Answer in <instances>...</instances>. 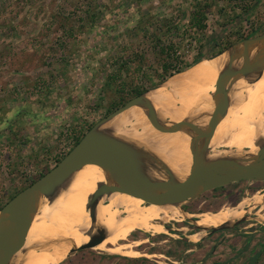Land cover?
Wrapping results in <instances>:
<instances>
[{"label":"rangeland","instance_id":"rangeland-1","mask_svg":"<svg viewBox=\"0 0 264 264\" xmlns=\"http://www.w3.org/2000/svg\"><path fill=\"white\" fill-rule=\"evenodd\" d=\"M206 1V27L197 30L190 26V14L196 2ZM246 1L256 4L243 14L240 0H0V208L56 165L76 136L83 137L120 106L131 85L149 90L159 83L162 60L183 67L198 55L202 61L264 33V0ZM227 40L231 44L225 46ZM133 56L142 64L137 69L136 61H128L120 69L127 84L111 81L109 74ZM131 142L132 134L125 142L129 149ZM140 143L131 147L136 156ZM255 196L261 198L258 204ZM243 199L244 220L233 227L212 233L195 229L194 214L216 213ZM180 203L178 208L193 215L179 221L149 219L145 223L157 222L163 230L132 229L127 240L116 239L118 244L141 240L136 257L113 252L114 240L59 254L52 264L117 257L140 264H264V181L231 182ZM195 230L200 237L192 244L187 234Z\"/></svg>","mask_w":264,"mask_h":264},{"label":"bare ground","instance_id":"bare-ground-1","mask_svg":"<svg viewBox=\"0 0 264 264\" xmlns=\"http://www.w3.org/2000/svg\"><path fill=\"white\" fill-rule=\"evenodd\" d=\"M262 46V42L255 43L249 53L250 58H255ZM231 55L225 52L213 59L199 61L146 91L144 98L157 112L165 130L184 119L193 120L201 133L209 129V114L217 101L212 95L216 78ZM236 63L239 62L236 61L234 65ZM257 75L258 78L254 79ZM225 85L229 107L226 113L218 114L217 126L205 144L208 151L201 150L205 141L195 146L199 153L196 160L199 164L213 165L215 160L221 159L250 163L258 150L257 145L264 144V64L248 75L228 79ZM147 110L142 103L133 105L96 130L124 145L132 134L131 147L142 142L136 163L139 172L151 180L185 179L195 165L191 153L195 132L188 127L174 132L160 131L149 120ZM165 171L171 172L172 177ZM100 182L116 184L106 169L96 164H86L75 170L53 196H41L25 243L8 264H52L59 254L88 242L90 235L101 232L105 239L97 247H102V244L116 239L127 240L126 232L132 229L147 232L151 229L163 230L160 226L156 227L157 222L156 226L145 223L149 219L179 221L193 215L179 211L178 204H146L140 198L113 192L101 196L93 204L95 222H91L86 204ZM255 198L254 202L258 204L261 198ZM245 203L243 199L236 206L222 207L216 213L200 211L194 214L196 218L193 223L199 230L224 226L229 224L227 221L231 220L233 214L236 217L232 222L245 214ZM159 206L164 211L154 209ZM141 210L144 212L140 218L133 219ZM225 210L233 214H225ZM179 229L184 230L183 227ZM187 237L196 241L200 232L195 230ZM117 240L111 247L113 252L130 257L140 254L135 248L141 240L129 244H118Z\"/></svg>","mask_w":264,"mask_h":264},{"label":"water","instance_id":"water-1","mask_svg":"<svg viewBox=\"0 0 264 264\" xmlns=\"http://www.w3.org/2000/svg\"><path fill=\"white\" fill-rule=\"evenodd\" d=\"M259 42H262L263 46L257 52V56L252 59L249 56L251 48L255 43ZM225 52H230L232 55L225 68L216 78L215 89L212 95L217 101L209 114V129L206 132L201 133L196 123L191 119H184L165 130V127L159 121L157 112L144 98L147 90L130 98L96 122L56 165L32 183L19 190L0 208V264H8L23 247L31 224L35 219L36 206L40 197L45 196L50 198L53 196L55 190L75 170L86 164H96L103 167L116 180V184L97 183L94 192L89 196L86 208L89 211L91 222H95L93 204L101 196L113 192L129 194L142 199L146 204L163 205L187 202L205 191L235 181H264V144L261 143L257 145L258 150L253 161L250 163H239L221 159L215 160V164L213 165H206L199 164L196 161L199 153L195 146L205 141L201 150L203 152L208 151L207 145L205 144L217 126L218 114L226 113L229 107L228 89L225 82L238 75H248L255 68L258 69L263 66L264 33L243 39L209 58L213 59ZM236 61L239 63L234 65ZM257 78L258 75L254 79ZM141 103L147 107L148 118L156 129L164 132H174L188 127L195 132L191 146L192 159L195 165L185 179L181 181H175L174 179L167 181L151 180L139 172L136 155L127 146L104 136L96 130L100 125L116 115L133 105ZM165 172L168 176L172 177L171 172ZM242 220H244V216L224 226L207 228L205 230H208V233L216 232L233 227ZM195 229L199 228L195 226ZM104 239L105 236L101 232L96 235H90L88 242L75 249H71L69 254L78 250L92 248L100 244ZM190 242L195 243V241L191 240Z\"/></svg>","mask_w":264,"mask_h":264},{"label":"trees","instance_id":"trees-1","mask_svg":"<svg viewBox=\"0 0 264 264\" xmlns=\"http://www.w3.org/2000/svg\"><path fill=\"white\" fill-rule=\"evenodd\" d=\"M240 2L241 3H239V9H240L241 13H243V14L248 13L256 4L254 2H247L246 0H240ZM209 5L210 4L207 1L203 5H201L200 2H196V4L194 5L195 8L193 9V11L190 14V16H191L190 26L191 27L194 26L197 30H201V29L206 27V22H204V20L207 18V16H206V13L204 11H205V8L208 7ZM96 15L97 14L95 12H93L92 17H94ZM239 38L241 39L242 37H239ZM229 44H231V42H230V40H227V42L225 43V46H228ZM168 48H170V46ZM160 52L161 53H167V58H170V55L165 48H161ZM201 59H202V57L200 55H198L193 59L192 62L186 63L183 67H175L172 64V62H170V59L162 60V62L160 64L161 72H157L158 73L157 74L158 82L160 83V82L164 81L167 77L173 75L174 73H178V72H181V71L187 69L188 67H190L191 65L198 62ZM141 60H142L141 57H140V59H137L134 56L131 58H126V59L122 60L121 63L119 64L118 70H116L115 72H111L109 74L108 78L113 82H115L117 79H121V74L119 73L120 69L125 67L128 61H136L137 62L136 68L138 69V67H140L142 64ZM130 82H132V81H130ZM119 83H120V86H123L124 84H127V81H125L124 79H121ZM154 85H155V82L151 83L152 87ZM120 89H121V91L123 90L122 88H120ZM145 90H146V87L140 86L138 84H136L135 86L131 85V88H129V90H127L125 95L122 97L120 105L125 103V101H127L128 99L143 93ZM82 134L83 133H81V135H78L75 137L74 145L76 143H78V141L81 139ZM255 254H256L255 255V257H256L258 255V253H255Z\"/></svg>","mask_w":264,"mask_h":264},{"label":"crops","instance_id":"crops-1","mask_svg":"<svg viewBox=\"0 0 264 264\" xmlns=\"http://www.w3.org/2000/svg\"><path fill=\"white\" fill-rule=\"evenodd\" d=\"M211 237V236H208ZM193 244V242H191ZM190 246H193L190 244ZM191 248L189 247V249L187 251H189ZM220 260H215V262L217 261H221ZM141 260H137L134 258H126V257H117V258H109V259H94V260H86L84 263H78V264H140ZM159 263V261H158ZM214 263V262H213ZM241 264H246L245 260L242 261Z\"/></svg>","mask_w":264,"mask_h":264},{"label":"flooded vegetation","instance_id":"flooded-vegetation-1","mask_svg":"<svg viewBox=\"0 0 264 264\" xmlns=\"http://www.w3.org/2000/svg\"><path fill=\"white\" fill-rule=\"evenodd\" d=\"M177 209L179 210V211H181V212H185L182 208H178V206H177ZM205 212V211H204Z\"/></svg>","mask_w":264,"mask_h":264}]
</instances>
